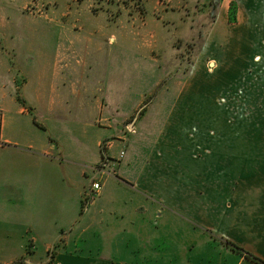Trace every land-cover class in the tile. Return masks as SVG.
Here are the masks:
<instances>
[{
	"label": "crops",
	"instance_id": "1",
	"mask_svg": "<svg viewBox=\"0 0 264 264\" xmlns=\"http://www.w3.org/2000/svg\"><path fill=\"white\" fill-rule=\"evenodd\" d=\"M233 2L238 22H228L232 31L221 39L218 18L207 44L231 47L230 56L242 63L232 71L239 76L243 63L264 53V0H223V20ZM9 19L4 39L11 46L16 15ZM50 26L59 37L42 39L56 47L53 54L28 49L24 56L15 49L12 59L0 49V263L255 264L225 241L264 260L262 145L239 148L233 137L221 151L160 149L171 110L187 96L197 107L215 89L164 88L133 130L117 136L109 111L139 109L155 92L161 68L130 57L136 81L150 85L120 91L104 79V64L122 53L116 38L91 37L92 28L83 39L74 29L63 37L61 26ZM92 149L100 155L95 163Z\"/></svg>",
	"mask_w": 264,
	"mask_h": 264
},
{
	"label": "rangeland",
	"instance_id": "2",
	"mask_svg": "<svg viewBox=\"0 0 264 264\" xmlns=\"http://www.w3.org/2000/svg\"><path fill=\"white\" fill-rule=\"evenodd\" d=\"M6 8L15 10L10 14L12 17L16 15V24L8 35L11 46L7 45L4 30L12 20L5 14ZM219 12L215 19L208 0H0V49L6 48L11 54L16 49L24 56L28 49H47L53 54L56 47L42 39L59 37L58 30L51 24L62 27L63 37L67 36L68 29H74L75 37L80 39L90 36L89 28L96 29L91 37L106 42L116 38L122 46L124 61L114 55L111 63L104 64V71L109 74L104 77L107 85L117 86L120 91V86L123 90L133 89L134 93L138 92L137 88L142 90L147 80L136 81L139 72L126 61L135 55L138 60H144L145 66L152 64L156 69L161 68V73L156 74L155 92L146 96L139 109L121 107L109 111L108 117L117 136L128 135L133 130L134 121H138L148 107L146 103L152 97L157 98L164 88L203 84L212 86L217 94L199 100L197 107L195 97L183 98L182 104L171 110L160 149H184L194 153L221 151L226 148L227 140L231 148L234 137L239 148L258 150L260 145L264 148V53L253 55L249 62L243 63L246 67L240 69L239 76L237 72L232 73L234 67L242 63L230 56L231 47L207 44L218 18L224 25L220 26L217 37L224 39L232 31L228 24L229 13L223 20ZM39 20L44 22L36 24ZM10 56L14 59V54ZM103 60L108 62L109 58L104 56ZM166 97L171 101L174 94ZM198 106H202L201 109H197ZM107 149L104 142L102 150L106 159ZM99 159V151L92 149L91 163Z\"/></svg>",
	"mask_w": 264,
	"mask_h": 264
},
{
	"label": "trees",
	"instance_id": "3",
	"mask_svg": "<svg viewBox=\"0 0 264 264\" xmlns=\"http://www.w3.org/2000/svg\"><path fill=\"white\" fill-rule=\"evenodd\" d=\"M222 1L223 0H208L209 6L212 8L213 12L216 14L215 19L217 18V14H218L219 8L222 4ZM237 17H238V6L236 3L233 2L231 4L230 10H229V23H231V24L237 23ZM152 100H153V97L150 99V101L148 103H146V105L148 106ZM0 137H1V124H0ZM102 157L104 158V160H106V154L103 150H102ZM225 244L228 245L230 248H232L234 251L240 253L246 259L252 261L253 263L264 264L263 259H261L260 257L244 250L243 248H240V247H238V246H236L233 243L228 242V241H225ZM14 264H26V260L22 259L20 261H17Z\"/></svg>",
	"mask_w": 264,
	"mask_h": 264
},
{
	"label": "built area",
	"instance_id": "4",
	"mask_svg": "<svg viewBox=\"0 0 264 264\" xmlns=\"http://www.w3.org/2000/svg\"><path fill=\"white\" fill-rule=\"evenodd\" d=\"M121 155L124 156V153H121ZM93 189H94L95 193H98L101 190V185L98 183H95L93 185Z\"/></svg>",
	"mask_w": 264,
	"mask_h": 264
},
{
	"label": "water",
	"instance_id": "5",
	"mask_svg": "<svg viewBox=\"0 0 264 264\" xmlns=\"http://www.w3.org/2000/svg\"><path fill=\"white\" fill-rule=\"evenodd\" d=\"M132 127H134V126L132 125Z\"/></svg>",
	"mask_w": 264,
	"mask_h": 264
}]
</instances>
